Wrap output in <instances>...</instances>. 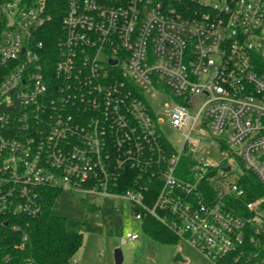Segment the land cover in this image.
I'll list each match as a JSON object with an SVG mask.
<instances>
[{
    "label": "built area",
    "instance_id": "1",
    "mask_svg": "<svg viewBox=\"0 0 264 264\" xmlns=\"http://www.w3.org/2000/svg\"><path fill=\"white\" fill-rule=\"evenodd\" d=\"M66 10L50 69L35 41L52 18L46 1L0 0V216L34 215L40 190L70 189L128 199L137 220L158 218L215 264L264 247V196L246 202L241 175L228 181L238 161L264 188V0H67ZM158 96L185 137L169 158ZM199 126L235 160L194 158L185 181L175 171ZM129 170L160 181L153 206L142 184L113 191Z\"/></svg>",
    "mask_w": 264,
    "mask_h": 264
},
{
    "label": "trees",
    "instance_id": "2",
    "mask_svg": "<svg viewBox=\"0 0 264 264\" xmlns=\"http://www.w3.org/2000/svg\"><path fill=\"white\" fill-rule=\"evenodd\" d=\"M47 11L52 18L47 21L43 28L37 33L35 41L44 42L46 51L43 53L45 65L50 69L57 59L58 39L62 33V22L67 12V0H45ZM162 147L167 158L177 155V150L166 139H161ZM225 162V161H224ZM220 167L226 169V162ZM198 163L192 155L185 151L180 157L179 165L175 174L182 180L193 181L196 178V167ZM242 170L239 184L247 191L244 201L255 200L264 196V188L249 171ZM142 184L145 192V203L147 206L156 200L160 192L161 184L157 180L154 182L149 173L139 174L138 171H127L119 181L114 192L124 194L125 190L137 187ZM208 188L210 185L201 182L199 188ZM61 191L53 188L40 190V209L34 215L19 214L11 216H0V264H72L76 252L81 249L84 239L83 233L72 230L66 219L54 213V203ZM242 202V200H241ZM243 204V202H242ZM142 211V210H141ZM143 212L141 221L144 231L154 240L161 243H173L181 240L173 230L167 227L161 220ZM7 222V225L4 223ZM24 237H27L24 240ZM264 244V240H263ZM24 245V246H22ZM246 255L238 261H233L232 257L227 259L229 264H264V247L259 245H247ZM258 256L254 257L253 255Z\"/></svg>",
    "mask_w": 264,
    "mask_h": 264
},
{
    "label": "rangeland",
    "instance_id": "3",
    "mask_svg": "<svg viewBox=\"0 0 264 264\" xmlns=\"http://www.w3.org/2000/svg\"><path fill=\"white\" fill-rule=\"evenodd\" d=\"M170 101L165 96L152 100L154 113L164 136L178 151H182L184 140L182 131L173 128L169 117L164 113ZM193 133L190 142L199 141L192 157L198 161L220 166L233 163L216 146L200 138L210 137V132L202 127ZM224 162V163H225ZM244 171L238 161L234 164L228 181H234ZM54 213L64 219L72 230L83 233L84 243L73 259L72 264H116L115 251L124 256L123 264H215L200 250L186 240L161 243L154 240L143 229V222L136 219L134 208L128 199L119 196H104L99 193L85 194L64 189L53 206ZM127 233L137 234L140 239L129 240Z\"/></svg>",
    "mask_w": 264,
    "mask_h": 264
},
{
    "label": "water",
    "instance_id": "4",
    "mask_svg": "<svg viewBox=\"0 0 264 264\" xmlns=\"http://www.w3.org/2000/svg\"><path fill=\"white\" fill-rule=\"evenodd\" d=\"M4 224L7 225V222H5ZM115 253H116L115 255L116 264H123L124 263L123 253L120 250H116Z\"/></svg>",
    "mask_w": 264,
    "mask_h": 264
}]
</instances>
